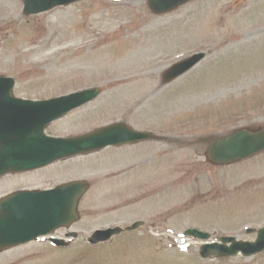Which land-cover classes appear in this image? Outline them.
<instances>
[{
    "label": "rangeland",
    "instance_id": "374dc122",
    "mask_svg": "<svg viewBox=\"0 0 264 264\" xmlns=\"http://www.w3.org/2000/svg\"><path fill=\"white\" fill-rule=\"evenodd\" d=\"M148 1L81 0L26 15L20 0L14 22L0 15V75L16 80V96L46 99L102 88L98 99L54 121L48 133L69 136L125 121L171 137L169 142L109 147L0 178V196L74 179L90 181L76 225L85 237L116 222H147L115 244L92 248L80 243L81 252L31 244L1 253L0 264H264V252L203 259L198 256L202 241L189 238L190 252H180V240H175L192 226L212 230L213 240L224 235L254 240L246 228L264 226V152L217 166L205 158L207 144L197 141L240 126L264 125V0L240 9L237 0H191L161 15L151 12ZM232 11L242 14L244 25L224 31L217 23ZM145 39H153L148 47L142 45ZM199 51L206 55L193 70L162 82L167 67ZM151 156L153 161L143 162ZM155 186L157 192L144 202L130 203ZM152 222L163 225V239L144 235L157 232L149 227Z\"/></svg>",
    "mask_w": 264,
    "mask_h": 264
},
{
    "label": "water",
    "instance_id": "95a60500",
    "mask_svg": "<svg viewBox=\"0 0 264 264\" xmlns=\"http://www.w3.org/2000/svg\"><path fill=\"white\" fill-rule=\"evenodd\" d=\"M74 1L76 0H25L27 13L45 11L58 4ZM186 1L188 0H152L150 6L160 13ZM202 57L204 54H198L175 65L167 73L166 81L188 70ZM14 85L13 78L0 76V176L9 172L42 167L55 160L95 151L109 144L134 142L147 137V134L133 131L122 123L81 136L50 137L45 134V127L50 122L69 110L91 101L100 93V89H87L47 101H32L16 98L12 93ZM262 150H264V135L244 129L213 144L210 148V156L218 163H230ZM87 187L88 183L78 181L51 191L19 192L7 198L6 202L9 205L3 207L17 210L13 217L21 221L14 225L15 232H23L27 226H30L33 228L31 234L38 236L49 232L57 225L74 221L77 218L76 207L79 197ZM18 201L21 203L12 204ZM189 232L203 238L209 237L208 233L201 231ZM223 240L233 241V245L231 247L209 245L202 254L228 256L242 251L243 254L250 255L264 249V232L255 243L237 242L235 238H223Z\"/></svg>",
    "mask_w": 264,
    "mask_h": 264
},
{
    "label": "bare ground",
    "instance_id": "6f19581e",
    "mask_svg": "<svg viewBox=\"0 0 264 264\" xmlns=\"http://www.w3.org/2000/svg\"><path fill=\"white\" fill-rule=\"evenodd\" d=\"M124 3L125 0H123ZM253 0H237L236 8L238 7H244L246 8L248 4H250ZM18 7H19V0H0V15L6 14L10 15L13 18L11 19L12 22L15 21L16 13H18ZM241 12L245 13L244 10H241ZM235 11H232L228 14H225V21H222L221 23H217L218 26H221L224 31H236L239 30L240 26L244 25V21L242 18V14L239 12V14L235 15ZM130 29H127V32H129ZM112 34V33H111ZM122 34V33H121ZM119 34V35H121ZM150 41H153V39H145L142 45L148 47L150 45ZM140 46V48L142 47Z\"/></svg>",
    "mask_w": 264,
    "mask_h": 264
},
{
    "label": "flooded vegetation",
    "instance_id": "af4514ba",
    "mask_svg": "<svg viewBox=\"0 0 264 264\" xmlns=\"http://www.w3.org/2000/svg\"><path fill=\"white\" fill-rule=\"evenodd\" d=\"M72 233V231H70V230H68V229H65V228H63V229H59V230H57L56 232H55V234H54V237L55 238H57V239H59V240H65V242H63V244H59V245H61V247H64V248H55L58 252H65L69 247H74L75 248V250L77 251V252H80L81 251V249L79 248V246H81L80 245V242H79V237L78 236H75L74 234V236H75V238H73L71 241H69L68 239H67V237H69V235ZM50 238H48L47 240H46V242H45V245L47 246V247H49L50 249L52 248V246H51V241L49 240ZM66 240H67V242H66ZM33 242H31V243H28V244H25V245H23V246H27V245H29V244H32ZM13 248H10V249H8V250H5V251H3V252H7V251H10V250H12ZM36 250V248L34 247V251Z\"/></svg>",
    "mask_w": 264,
    "mask_h": 264
}]
</instances>
